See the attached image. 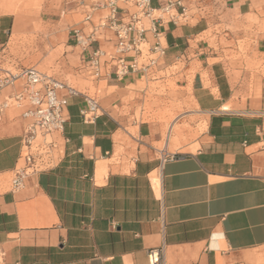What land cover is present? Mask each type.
<instances>
[{"label": "crops", "instance_id": "obj_1", "mask_svg": "<svg viewBox=\"0 0 264 264\" xmlns=\"http://www.w3.org/2000/svg\"><path fill=\"white\" fill-rule=\"evenodd\" d=\"M98 1L0 5V63L76 90L61 92L57 160L19 191L30 120L17 107L0 120V264H150L151 248L160 264H264V0H181L188 19L157 25L165 54L120 78L70 38L98 29ZM100 32L94 47L111 53L113 32Z\"/></svg>", "mask_w": 264, "mask_h": 264}, {"label": "built area", "instance_id": "obj_2", "mask_svg": "<svg viewBox=\"0 0 264 264\" xmlns=\"http://www.w3.org/2000/svg\"><path fill=\"white\" fill-rule=\"evenodd\" d=\"M97 6L108 9V15L97 28L101 30V35H105L107 30L113 32L112 52L108 53L101 46L94 47L99 39L98 29L85 32L81 27H73L70 38L83 52L88 53L87 63L92 69L99 71L102 61L109 58L118 78L130 72L148 73L165 54V47L161 43L163 33L157 27L163 19V13H168L173 23L187 20L189 16L181 0H168L160 8L153 7L152 0H102L98 1ZM90 19L88 14L85 20ZM149 31L156 38L154 43L148 40ZM19 81L22 82L21 88L5 95L4 90ZM63 90H67L69 95L76 94L73 87L35 67L21 68L14 65L13 70L0 66V120L12 107L21 108L22 116L30 120L21 138L25 164L14 170L11 183L13 191L21 190L29 175L49 169L58 158L57 137L63 134L68 119L69 102L61 94ZM98 110V102L90 98L88 107L81 114L85 121H91L97 116ZM148 256L150 264H160L159 248H151Z\"/></svg>", "mask_w": 264, "mask_h": 264}, {"label": "rangeland", "instance_id": "obj_3", "mask_svg": "<svg viewBox=\"0 0 264 264\" xmlns=\"http://www.w3.org/2000/svg\"><path fill=\"white\" fill-rule=\"evenodd\" d=\"M48 3H57L58 5H61L64 3L65 0H47ZM54 3V4H55ZM0 5H8L10 7H13L14 9H19L23 6V2L22 0H9V2L6 3H0ZM14 65L15 63L13 62L12 59L8 58V57H4L3 61H1L0 66L3 68H11L14 70Z\"/></svg>", "mask_w": 264, "mask_h": 264}]
</instances>
